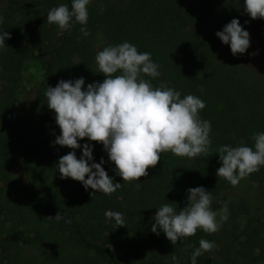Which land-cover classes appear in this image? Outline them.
Here are the masks:
<instances>
[{"label":"trees","instance_id":"obj_1","mask_svg":"<svg viewBox=\"0 0 264 264\" xmlns=\"http://www.w3.org/2000/svg\"><path fill=\"white\" fill-rule=\"evenodd\" d=\"M132 1L101 0V10L88 6L90 34L85 37L79 24L61 32L47 22L51 8L70 7L71 0H0V31L11 36L8 47L0 49V264H174L173 255L178 264H190L201 239L216 248L197 257V264H264V221L246 202L230 205L225 237L197 230L172 245L162 232H151L156 208L165 203L177 211L186 207L188 188L203 186L213 201L233 188L216 175L221 166L217 149L241 143L254 147L252 137L264 132V84L215 35L238 19L264 61V19L250 18L244 0ZM97 34L103 39L98 48ZM125 41L159 65L158 78L144 76L154 87L163 83L180 91L181 98L193 95L205 103L200 116L211 123V145L207 155L191 159L161 153L146 177L126 183L115 174L102 144L93 141L94 162L103 157L104 170L122 184L106 196L60 178L56 164L72 150L53 143L60 130L45 91L60 80L83 77L85 86L102 82L97 52ZM33 57L42 67L41 79L32 100L16 113L22 68ZM78 142L88 143L87 138ZM13 167L25 181H11ZM246 179L264 183V169ZM107 210L121 212L124 226L106 222ZM57 212L71 223L48 219Z\"/></svg>","mask_w":264,"mask_h":264},{"label":"clouds","instance_id":"obj_2","mask_svg":"<svg viewBox=\"0 0 264 264\" xmlns=\"http://www.w3.org/2000/svg\"><path fill=\"white\" fill-rule=\"evenodd\" d=\"M90 3L91 0H71L70 7L68 4L53 7L47 13V22L61 32L79 24L80 32L87 37ZM244 12L252 19H264V0H244ZM3 23L4 17L0 16V24ZM215 35L229 46L233 56L244 54L250 47L249 32L238 19L233 18ZM6 39H11L10 34L0 31V49L8 47ZM95 61L105 77L102 82L85 86L83 77L60 80L45 91L47 107L54 111L60 130L53 143L72 150L56 164L61 179L71 178L85 190L92 189L106 196L122 187L102 167L103 157L99 163L94 162L93 141L102 144L108 161L115 166V174L126 183L146 177L147 169L157 165L161 153L171 152L189 159L207 155L211 123L200 116L205 103L193 95L181 98L180 91L163 83L154 87L145 79L144 76L155 79L161 75L150 53L139 52L135 45L125 41L98 51ZM84 138L88 143L81 145L78 141ZM252 139L254 147L241 143L217 149L221 164L216 170L217 177L237 186L242 179L264 167V132L256 133ZM77 149L81 150L79 158ZM186 195V207L177 211L165 203L156 208L152 217L151 232L157 236L162 232L172 245L195 235L197 230L215 233L228 220L227 205L219 211L213 210L212 196L203 186L188 188ZM104 215L106 222L124 226L121 212L107 210ZM48 219L71 223L60 212ZM215 248L214 242L201 239L190 256V264H197V257ZM172 260L178 264L174 255Z\"/></svg>","mask_w":264,"mask_h":264},{"label":"rangeland","instance_id":"obj_3","mask_svg":"<svg viewBox=\"0 0 264 264\" xmlns=\"http://www.w3.org/2000/svg\"><path fill=\"white\" fill-rule=\"evenodd\" d=\"M131 3L135 4L133 0ZM95 7L98 10L102 9L101 0H91V3L88 5ZM95 46L98 48L103 44V39L100 34H97L94 38ZM242 57L243 63L247 66L248 69L252 71L255 77L260 79L264 84V61L255 48L254 44L250 39V47L246 50L244 54H240ZM42 67L40 65L38 57H33L29 59L22 68V87L19 90L16 97V113L20 111L25 106L26 102L32 100V92L36 88L38 82L41 79ZM10 153H2L3 156H7ZM264 169V167H262ZM10 177L12 182L21 183L25 181V175L20 173L18 167H13L10 171ZM246 202L247 206L250 207L255 214L261 216V219L264 221V183H251L246 178L242 179L237 186L227 190L223 193L220 198L213 201L212 208L213 210L219 211L225 204L228 208V219L230 217V205L234 206L237 203ZM228 220L222 223L219 233L222 237H225L229 231ZM8 255V253H7ZM4 261L6 255H2Z\"/></svg>","mask_w":264,"mask_h":264}]
</instances>
